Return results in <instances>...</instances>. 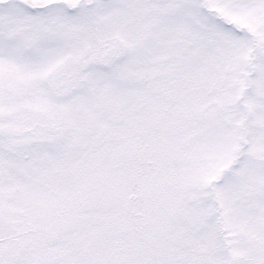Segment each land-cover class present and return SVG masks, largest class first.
Masks as SVG:
<instances>
[{
  "label": "snow or ice",
  "instance_id": "obj_1",
  "mask_svg": "<svg viewBox=\"0 0 264 264\" xmlns=\"http://www.w3.org/2000/svg\"><path fill=\"white\" fill-rule=\"evenodd\" d=\"M0 264H264V0H0Z\"/></svg>",
  "mask_w": 264,
  "mask_h": 264
}]
</instances>
